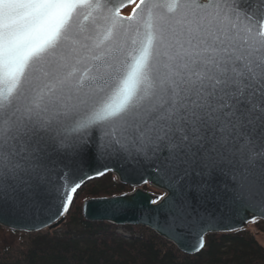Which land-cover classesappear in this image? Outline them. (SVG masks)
Listing matches in <instances>:
<instances>
[{
  "label": "snow or ice",
  "instance_id": "obj_1",
  "mask_svg": "<svg viewBox=\"0 0 264 264\" xmlns=\"http://www.w3.org/2000/svg\"><path fill=\"white\" fill-rule=\"evenodd\" d=\"M92 161L166 177L147 211L192 252L233 230L209 205L264 215V0H0V209L60 222Z\"/></svg>",
  "mask_w": 264,
  "mask_h": 264
},
{
  "label": "trees",
  "instance_id": "obj_2",
  "mask_svg": "<svg viewBox=\"0 0 264 264\" xmlns=\"http://www.w3.org/2000/svg\"><path fill=\"white\" fill-rule=\"evenodd\" d=\"M145 190L164 195L151 187ZM128 191V186L115 177L108 183L84 185L58 229L33 234L11 232L20 237V242L0 248V264H264V247L250 227L231 234L208 235L201 252L187 255L149 228L126 227L129 236H124L117 226L84 219L82 201ZM253 225L264 233L263 221Z\"/></svg>",
  "mask_w": 264,
  "mask_h": 264
},
{
  "label": "water",
  "instance_id": "obj_3",
  "mask_svg": "<svg viewBox=\"0 0 264 264\" xmlns=\"http://www.w3.org/2000/svg\"><path fill=\"white\" fill-rule=\"evenodd\" d=\"M131 7V6H129ZM126 9V8H125ZM124 9V10H125ZM123 10V11H124ZM122 11V12H123ZM103 167V162H91V167L86 163L84 166V171L89 175H93L95 169H101ZM109 167L113 170L107 171L102 176H94L92 179H88L82 185H86L87 183L102 178L108 174H112L117 177V180L120 184L130 186L134 188L133 185H136L134 189H136L133 193L123 194L119 196H126L130 203L126 205L127 211L121 215H118L115 219L104 218V213L102 209L105 207L100 201L102 198H91L88 201V205L86 206V201L82 206L83 217L87 222L91 223H108L114 226L119 227H127V226H142L151 229L156 234L166 239L167 241L174 244L181 252L187 255H196L199 252H192L191 245L195 243L194 237H189L188 239L183 241V246L177 244L175 241L170 240L168 237L161 235L152 223V218L157 214L155 211L149 212L148 209H156L157 205H149L150 200H154L160 195H154L150 192L142 190V187L145 185H150L152 188L158 190L159 192L165 193L168 192V188L166 187L167 178L163 175H158L150 170H147L139 165L129 164L126 162H117L112 161L109 163ZM142 179H147V183L141 182ZM81 187V188H82ZM80 188V189H81ZM79 189V190H80ZM78 190V191H79ZM78 193V192H77ZM76 193V194H77ZM74 199V198H73ZM163 204V201L160 202ZM70 208V207H69ZM69 211V210H68ZM208 211L210 213L216 212V218L214 223L219 227H223L224 225H232V231H223L216 230L208 232V235L211 234H231L236 233L242 230H246L248 225L254 223L256 221L264 222V215H256L255 221L252 220L253 213L245 212L243 210H238L236 212H225L220 213L217 211L215 206L209 205ZM68 213V212H67ZM162 217L163 212L159 213ZM67 215V214H66ZM66 215L62 217L60 222L52 223L48 227H40L39 230H29L34 228L35 225L39 224L41 221L45 220L47 217L45 215L35 216L32 214H28L23 210L12 208L5 206L0 209V227L10 230L12 232L32 234L44 231L46 229H55L62 225L66 220Z\"/></svg>",
  "mask_w": 264,
  "mask_h": 264
},
{
  "label": "rangeland",
  "instance_id": "obj_4",
  "mask_svg": "<svg viewBox=\"0 0 264 264\" xmlns=\"http://www.w3.org/2000/svg\"><path fill=\"white\" fill-rule=\"evenodd\" d=\"M131 11V7H128L126 8L123 12H122V15H128V13ZM113 177H110V176H103L102 178H99V179H95L91 182L95 183L96 181H100L101 183H108L110 181V178L114 181V175H111ZM117 179V177H115ZM89 182V183H91ZM87 183V184H89ZM151 186H144L142 187L143 190H145L146 188H150ZM152 188V187H151ZM128 193H133L134 188H131L130 186H128ZM154 189V188H153ZM151 193V191H148ZM153 194V193H152ZM154 195H157V194H154ZM162 196V195H160ZM86 201V200H85ZM85 201H82L81 204L83 205ZM255 223V222H254ZM254 223H251L248 225L247 228L250 227L251 231L255 234L257 240L259 241V243L264 247V233L260 232L253 224ZM118 227V232L120 234H123L124 236H129V232L127 230H125L126 227ZM127 227H131V226H127ZM2 228V227H0ZM59 227L55 228V229H52V230H56L58 229ZM48 230V229H46ZM60 231V230H59ZM12 231L10 230H6L4 228L0 229V248L3 247V245H6V244H10L12 242H15V243H18L20 242V237L19 236H16L15 234L11 233ZM25 234V233H24ZM33 234V233H32Z\"/></svg>",
  "mask_w": 264,
  "mask_h": 264
},
{
  "label": "flooded vegetation",
  "instance_id": "obj_5",
  "mask_svg": "<svg viewBox=\"0 0 264 264\" xmlns=\"http://www.w3.org/2000/svg\"><path fill=\"white\" fill-rule=\"evenodd\" d=\"M146 186H149V185H146ZM146 191V190H145ZM128 193V192H127ZM127 193H125V194H127Z\"/></svg>",
  "mask_w": 264,
  "mask_h": 264
},
{
  "label": "bare ground",
  "instance_id": "obj_6",
  "mask_svg": "<svg viewBox=\"0 0 264 264\" xmlns=\"http://www.w3.org/2000/svg\"><path fill=\"white\" fill-rule=\"evenodd\" d=\"M158 191V190H157Z\"/></svg>",
  "mask_w": 264,
  "mask_h": 264
}]
</instances>
